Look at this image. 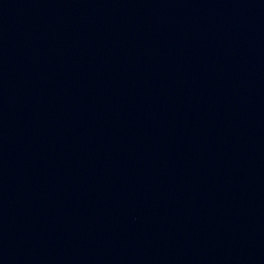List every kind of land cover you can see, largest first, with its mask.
<instances>
[{"label": "water", "instance_id": "1", "mask_svg": "<svg viewBox=\"0 0 264 264\" xmlns=\"http://www.w3.org/2000/svg\"><path fill=\"white\" fill-rule=\"evenodd\" d=\"M0 264H264V0H0Z\"/></svg>", "mask_w": 264, "mask_h": 264}]
</instances>
